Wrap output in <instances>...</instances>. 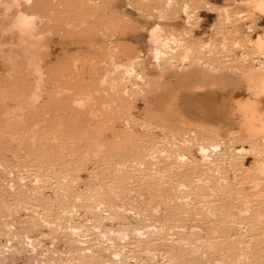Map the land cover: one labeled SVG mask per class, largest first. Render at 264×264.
I'll return each mask as SVG.
<instances>
[{
  "label": "rangeland",
  "instance_id": "rangeland-1",
  "mask_svg": "<svg viewBox=\"0 0 264 264\" xmlns=\"http://www.w3.org/2000/svg\"><path fill=\"white\" fill-rule=\"evenodd\" d=\"M4 1L0 264H264V133L228 112L264 66L258 0Z\"/></svg>",
  "mask_w": 264,
  "mask_h": 264
},
{
  "label": "bare ground",
  "instance_id": "bare-ground-1",
  "mask_svg": "<svg viewBox=\"0 0 264 264\" xmlns=\"http://www.w3.org/2000/svg\"><path fill=\"white\" fill-rule=\"evenodd\" d=\"M23 1V0H22ZM252 1V0H251ZM3 2H5L4 0H0V6L1 5H3ZM8 2V1H7ZM12 2V1H11ZM10 1H9V4L11 3ZM16 3L17 2H19V1H15ZM248 2V1H247ZM20 3H22V2H20ZM254 3H255V6H256V9L254 8V10L256 11L257 9L259 10V11H261L262 13L264 12V0H258V1H254ZM8 4V5H9ZM13 5H15V3H14V1H13V3H12ZM11 4V6L9 5V7H13V5ZM19 4V3H18ZM28 4H30V3H28ZM27 4V5H28ZM5 5H6V3H5ZM4 5V6H5ZM8 5H6V6H8ZM17 5V4H16ZM23 5H24V3H23ZM247 5H248V3H247ZM253 5V4H252ZM248 6H250V5H248ZM17 8L18 7H20V8H22V5L21 6H19V5H17L16 6ZM254 7V6H253ZM6 8V7H5ZM5 8H4V10H5ZM24 8V7H23ZM187 8V7H186ZM7 9V8H6ZM4 10H3V12L2 13H5L4 12ZM8 10V9H7ZM187 11V10H186ZM20 11H18L17 13H19ZM22 12V11H21ZM260 12V13H261ZM6 13H8V12H6ZM16 13V14H17ZM186 13V12H185ZM261 13V14H262ZM25 14V13H24ZM264 14V13H263ZM1 15V14H0ZM3 15V14H2ZM34 15V14H33ZM33 15H28V16H30V17H32ZM9 17V16H8ZM36 17V16H35ZM1 18H2V16H1ZM15 18V17H14ZM188 18V17H187ZM4 16H3V18L1 19L2 21H4V20H7V18H5L4 20ZM35 19V18H34ZM33 19V20H34ZM189 20H190V18H189ZM10 22H12V21H9V23ZM3 23V22H2ZM33 23V22H32ZM31 20L26 16V15H23L22 13L21 14H18L17 16H16V18H15V20H14V22H12V24H13V29H17V30H20L19 32H29V31H27L28 29L30 30V29H32V31L34 30L33 28H30V26H31ZM12 24H9V25H12ZM32 26H35V25H32ZM2 27V29H4L3 28V26H1ZM0 27V28H1ZM6 27V26H5ZM157 28V30H158V26L156 27ZM11 29V28H10ZM1 30V29H0ZM4 30H6V28L4 29ZM155 30V29H154ZM153 30V31H154ZM156 30V31H157ZM8 31V30H7ZM152 31V30H151ZM156 31H154V32H156ZM5 32V31H4ZM10 32V31H9ZM18 32V31H17ZM21 32V33H22ZM153 32V33H154ZM29 33H32L31 31L29 32ZM18 35H19V33H18ZM156 34H153V36H155ZM259 36H260V34H258ZM1 36H2V33H1ZM20 36V35H19ZM25 36V35H24ZM23 36V37H24ZM29 36V35H28ZM158 36H159V34H158ZM206 36V35H205ZM245 36H246V34H245ZM154 38V37H153ZM158 38V37H157ZM156 37H155V40L157 39ZM160 38V37H159ZM164 38V37H163ZM262 37H260V39H261ZM166 39V38H165ZM164 39V40H165ZM160 40V39H159ZM158 40V41H159ZM163 40V42H164V46L165 47H167L166 45H165V42H167V40H165L164 41ZM224 40V39H223ZM153 41V40H152ZM251 41V40H250ZM258 41H259V38H258ZM156 42V41H155ZM161 42V41H160ZM169 43V42H168ZM224 43V42H223ZM222 43V44H223ZM260 43V42H259ZM167 44V43H166ZM209 44V42L207 43V45ZM258 44V43H257ZM156 45V44H155ZM207 45H206V47H207ZM236 45H238L237 43H236ZM157 46V45H156ZM159 46V45H158ZM260 46L262 47V44L260 43ZM182 47V46H181ZM185 47V46H184ZM203 47V46H202ZM157 48V47H156ZM159 48H161V47H159ZM155 49V48H154ZM163 49H164V47H163ZM190 49V48H189ZM189 49H188V51H189ZM164 50H168L167 48L166 49H164ZM185 50H187V48H185ZM185 50H183L184 52H183V57H184V54H186L185 56H189V55H187V54H191V52L189 53H185ZM156 51V50H155ZM203 51H205V50H203ZM202 52V51H201ZM155 53V52H154ZM153 53V54H154ZM174 53V52H173ZM156 54H157V51H156ZM165 54V53H164ZM162 55V54H161ZM167 55H171V54H167ZM154 56V55H153ZM156 56V55H155ZM154 56V57H155ZM158 56H160V54H158ZM163 56V55H162ZM163 57H166V55L165 56H163ZM181 57V56H180ZM159 58V57H158ZM157 57H156V59L155 60H159L160 58L162 59V57L160 56V58L158 59ZM185 59H187L186 57L184 58V60ZM154 60V61H155ZM180 60H182V58L180 59ZM160 61V60H159ZM159 61H157V62H159ZM171 61V60H170ZM185 61H187V60H185ZM184 61V62H185ZM157 62H155V63H157ZM182 62V61H181ZM201 62V61H200ZM200 62H199V66H200ZM256 62V61H255ZM183 63V62H182ZM259 64V63H258ZM156 65V64H155ZM154 65V66H155ZM182 65V64H181ZM204 65V64H203ZM263 65V64H262ZM169 66H171V65H169ZM169 66H167L168 67V69L169 70H171V68H173V67H170L169 68ZM194 66V65H193ZM156 67V66H155ZM166 67V68H167ZM183 67V66H182ZM182 67H180V68H182ZM192 67V66H191ZM195 67H196V65H195ZM203 67V66H202ZM211 67V66H210ZM257 67H260V66H257ZM166 68H163V69H166ZM175 68H176V66L174 67V69L173 70H175ZM187 68H189V67H187ZM208 68V67H207ZM213 68V67H212ZM168 69H166V70H168ZM177 69V68H176ZM179 69V68H178ZM203 69V68H202ZM209 69V68H208ZM207 69V71L208 72H212L210 69V71ZM252 69V68H251ZM254 69V68H253ZM160 70V69H159ZM181 70V69H180ZM204 70H206L205 68H204ZM213 70H215V69H213ZM219 70V69H218ZM217 69H216V71H218ZM163 73H165V70L163 71V70H161ZM161 71H159V72H161ZM178 72H179V70H177ZM183 71V70H182ZM185 71V70H184ZM228 71V70H227ZM247 71V70H246ZM219 72V71H218ZM235 72V71H234ZM214 73V72H213ZM217 73V72H216ZM233 73V72H232ZM243 73H245L244 71H243ZM235 74V73H234ZM236 74H238V73H236ZM237 76V75H236ZM237 77H239V75L237 76ZM160 78H161V76H160ZM159 78V79H160ZM239 78H241V80H242V82L244 83V88H245V91H246V93H247V95L245 96V97H241V98H233V97H231V101H230V105H229V107H228V112L231 114V115H235V116H237L240 120H241V129H243V131L242 132H244L245 133V135H248V140H250L251 141V143H254V142H252V141H255V139H256V137H257V135H258V137H259V134H260V137H261V134L262 133H264V66L261 68H258V69H254V70H252V71H250V69H249V71L247 72V73H245L244 75H241V77H239ZM173 79V78H172ZM207 80V79H206ZM239 80V79H238ZM231 81H232V79H229V78H227L226 76H224V75H221V76H218L217 78H212V79H210L209 80V82L210 83H208V86H210V88H211V86L213 87H221V88H223V87H230L229 86V84L231 83ZM240 82V81H239ZM195 83H197V82H195ZM186 84V83H185ZM193 84V83H192ZM204 83H202V85H203ZM200 85V84H199ZM198 85V86H199ZM182 86V85H181ZM180 86V87H181ZM195 86V85H194ZM198 86H196V90H198V89H203L204 90V85L202 86V88L200 87H198ZM205 86H206V83H205ZM208 86H206V87H208ZM158 87H159V85H158ZM179 87V86H178ZM184 87V85L182 86V88ZM191 87V86H190ZM198 87V88H197ZM186 89V88H185ZM193 89V88H192ZM191 89V90H192ZM195 89V88H194ZM159 90V89H158ZM180 90H182V89H180ZM183 90H184V88H183ZM187 91H190L189 90V88L188 89H186ZM203 90H202V92H203ZM194 91L195 90H193V95L194 94H196V93H194ZM205 91H207V92H209L207 89H205ZM183 92V91H182ZM173 93H175V91H173ZM173 93L171 94V97H172V95H173ZM179 93H181V92H179ZM192 93V92H191ZM205 93V92H204ZM189 94V93H188ZM174 95H177L176 93L174 94ZM174 95H173V97H174ZM222 95V94H221ZM224 95V94H223ZM178 96L179 95H177V98H178ZM172 97V98H173ZM200 97V96H199ZM171 98V99H172ZM202 98V97H201ZM222 98H224V97H220V99H222ZM186 99H188V97L186 96ZM205 100V99H204ZM172 101H174L175 102V104H176V101L177 100H172ZM214 101V100H213ZM212 101V102H213ZM222 100H220L219 102H221ZM169 102V101H168ZM174 102H173V104L172 105H174ZM184 102H185V98H184ZM187 102V101H186ZM185 102V103H186ZM207 102V101H206ZM211 102V103H212ZM225 102H226V100H225ZM192 103H194V102H192ZM207 103H209V102H207ZM187 104V103H186ZM224 104V103H223ZM194 105V104H193ZM192 105V106H193ZM225 105V104H224ZM166 106L168 107V104L166 103ZM182 106V105H181ZM186 106V105H185ZM189 106H191L190 104H189ZM189 106H188V108H189ZM195 106V105H194ZM165 107V106H164ZM179 107V106H178ZM184 107V106H183ZM182 107V108H183ZM169 108V107H168ZM173 108H177V107H173ZM187 108V107H186ZM192 108V107H191ZM195 108H197V107H195ZM224 108H226V106L225 107H223V109ZM164 109V108H163ZM163 109H161V111L162 112H164L163 111ZM193 109V108H192ZM165 110V109H164ZM180 110H182L181 109V107H180ZM189 110V109H188ZM196 110V109H195ZM194 110V111H195ZM220 109H218V111H219ZM169 111H171V110H168V112ZM173 111L175 112V110L173 109ZM179 111V110H178ZM177 111V112H178ZM186 111V110H185ZM191 111V110H190ZM189 111V112H190ZM200 111V110H199ZM213 112H214V110H212ZM165 112H167V111H165ZM164 112V113H165ZM201 112V111H200ZM203 112V111H202ZM211 112V111H210ZM220 112H222V111H220ZM159 113V112H158ZM180 114H181V111L179 112ZM193 113H195V112H193ZM198 113V112H197ZM216 113H217V111H216ZM161 114V113H160ZM160 114H159V116H160ZM167 114H169V113H167ZM167 114H164L163 116H166ZM171 114H173V112L171 111V113H170V115ZM175 114H177L176 112L174 113V116H176ZM201 114V113H200ZM196 115V114H195ZM204 115V114H203ZM210 115V114H209ZM209 115H208V117H209ZM174 116H172V117H174ZM188 116V115H187ZM162 116H160V118H161ZM178 117V116H177ZM177 117H174L176 120H177ZM181 117V116H180ZM178 118V119H181V124L182 125H184V124H186L187 123V121L186 122H184L183 120H182V117L181 118ZM183 117H185V116H183ZM190 117V116H189ZM204 117H206V116H204ZM163 118V117H162ZM161 118V122H164V123H167V122H165L166 121V117H165V121H163L164 119H162ZM195 118V117H194ZM189 119V118H188ZM196 119V118H195ZM175 120V121H176ZM167 121H169V120H167ZM173 121H174V119H173ZM174 121V123H177V122H175ZM178 121V120H177ZM191 121V120H190ZM170 123L172 122V121H169ZM183 122H184V124H183ZM194 122V121H193ZM179 123V122H178ZM196 123V122H195ZM194 123V124H195ZM228 123V122H227ZM168 124V123H167ZM172 125H173V123H171ZM180 124V125H181ZM187 124H189V123H187ZM186 124V125H187ZM181 125V126H182ZM186 125H184V126H186ZM189 125H191V124H189ZM196 125H198V124H195V127H197ZM201 125V124H200ZM178 126V125H177ZM180 126V127H181ZM207 126V125H206ZM183 127V126H182ZM181 127V128H182ZM188 127V126H187ZM192 127V125L190 126V128ZM199 128H200V126H199ZM202 128V127H201ZM183 129V128H182ZM187 129H189V128H187ZM197 129H198V127H197ZM206 129V128H205ZM208 129V128H207ZM210 129V128H209ZM208 129V130H209ZM185 130V129H184ZM211 130V129H210ZM214 130H216V129H214ZM213 130V131H214ZM219 130V129H218ZM193 131V130H192ZM195 131V130H194ZM199 132V131H198ZM204 132V131H203ZM229 132V131H228ZM232 132H234V131H232ZM209 134H210V131H209ZM211 134H212V132H211ZM210 134V135H211ZM235 134H236V131H235ZM239 134V133H238ZM230 135H231V133H230ZM264 135V134H263ZM212 136V135H211ZM213 136H214V134H213ZM232 136V135H231ZM230 136V137H231ZM249 136H250V139H249ZM256 136V137H255ZM215 137V136H214ZM218 137V136H217ZM252 137H255V139L253 140V138ZM260 137H259V139H260ZM223 139V138H222ZM229 139V138H228ZM234 139V138H233ZM223 141V140H222ZM231 141V140H230ZM249 141V142H250ZM263 141V140H262ZM224 142V141H223ZM222 142V143H223ZM257 142H259L258 141V138H257ZM245 143V142H244ZM260 143V142H259ZM263 143V142H262ZM255 144V143H254ZM253 144V145H254ZM258 146V145H257ZM257 146H255V147H257ZM264 146V145H263ZM242 149V148H241ZM258 149H261V148H259L258 147ZM240 150V149H239ZM250 150H252V148L250 149ZM250 150H249V152H250ZM256 150V149H255ZM204 151V150H203ZM238 151V150H237ZM254 151V150H253ZM205 152V151H204ZM240 152V151H239ZM238 152V153H239ZM243 152H244V150H243ZM240 153H242V152H240ZM256 162V161H255ZM262 162V161H261ZM258 163H259V161H258ZM257 164V163H256ZM259 164H261V163H259ZM262 165H263V162H262ZM261 165V166H262ZM258 166V165H257ZM260 170H258V173H259V171L261 172V175L263 174L264 175V172H262V170L263 169H261V168H259ZM264 171V170H263ZM262 175V176H263ZM264 177V176H263ZM257 182V181H256ZM256 182H255V185H257L256 184ZM258 183V182H257ZM258 185H259V183H258ZM258 187L259 186H257V187H254L255 189L257 188L258 189ZM254 188H252L253 190H255ZM256 189V190H257ZM250 191H251V189H250ZM252 192V191H251ZM251 192H249V193H251ZM257 192V194H258V191H256ZM260 192V191H259ZM254 193V192H253Z\"/></svg>",
  "mask_w": 264,
  "mask_h": 264
}]
</instances>
